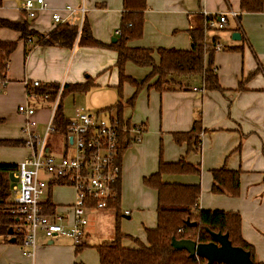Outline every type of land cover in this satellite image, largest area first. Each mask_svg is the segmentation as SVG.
<instances>
[{
	"label": "crops",
	"instance_id": "0c3cea01",
	"mask_svg": "<svg viewBox=\"0 0 264 264\" xmlns=\"http://www.w3.org/2000/svg\"><path fill=\"white\" fill-rule=\"evenodd\" d=\"M24 1L0 0V18L28 22L31 28L48 33L58 25L52 18L53 11L60 10L64 23L80 26L83 17V24L85 20L89 22L96 39L106 44L115 42V38L117 40L116 31L120 28L124 0H45L49 8L39 11L35 18L21 8ZM66 5H72L75 11L64 10ZM82 7H85L84 15ZM230 9L239 13L238 18L229 14L227 24L219 32L206 31L207 48L213 49L215 44L222 47L221 50L213 49L214 66L222 91L205 90L200 84L196 85L197 90L164 92L146 86L141 91L143 94L136 108L124 106V118H128L133 125L142 126L143 133L141 140L133 143L122 158L121 223H127L132 218L133 211L125 212L128 208L123 207L122 197L131 193L133 188L143 196L150 194V204L156 203L153 210L139 208L143 216V236H134L127 232L125 226L122 228V232L130 236L122 240L126 247L137 246L134 237L146 242V229L157 226L158 192L146 188L144 178L158 171L161 159L165 162L184 159L200 165L201 173H164L162 180L200 184L201 209L239 212L243 237L254 246L257 261L264 264V11L242 12L240 0H147L143 36L128 44L154 50L159 47L190 49L192 42L188 30L196 22L194 15L206 17ZM234 32H240L241 39H233ZM19 36L15 30L0 27V40H18ZM154 57L158 62L157 52ZM116 60L114 49L82 45H74L73 48L31 45L20 40L9 57L6 84L0 89V140L22 139L24 142L22 126L25 117L17 109L21 104L32 103L28 101L26 80L51 84L84 83L92 78L94 87L91 90L116 88L119 82ZM150 71V68L132 62L126 64L127 75L139 80ZM135 91L136 88L126 82L123 102ZM117 99L120 100L119 94ZM134 108L137 110L135 120ZM50 110V101L37 104L35 117L39 121V131H43ZM199 116L202 132L197 149L195 146L190 149L186 142H176L174 133L190 130ZM28 153L24 144L0 143V162L18 164ZM221 167L240 171L238 196L213 193L212 170ZM15 171L9 174L10 181L16 180ZM75 195L72 186L56 184L48 189L44 200L51 198L56 207L64 208L74 203ZM150 212L153 220H149ZM87 216L89 224L81 243L90 246L79 253H76L77 244L70 236L50 238L39 233L34 257L21 244L0 236V264H75L77 261L100 264L95 246L114 238L115 212L108 207L90 208ZM109 216L112 218L110 222ZM13 236L16 237L15 234Z\"/></svg>",
	"mask_w": 264,
	"mask_h": 264
},
{
	"label": "trees",
	"instance_id": "16d2710c",
	"mask_svg": "<svg viewBox=\"0 0 264 264\" xmlns=\"http://www.w3.org/2000/svg\"><path fill=\"white\" fill-rule=\"evenodd\" d=\"M1 5V2H0ZM147 0H124V12L120 24V34L117 40L106 44L96 39L91 25L85 20L79 34V26L69 23H60L48 33H42L31 28L28 22H16L0 18V27L9 28L19 33L18 40H0V78L7 79L9 57L16 49L20 40L28 44L34 43L44 46L58 45L73 48L74 45L92 46L114 49L117 52L115 66L119 72V82L116 86L120 100L112 106L102 109L103 112L114 113L124 127L131 129V122L124 118V106L134 107L139 93L147 86L159 92L192 89L196 85H203L205 90L222 91L218 74L214 66V51L206 46V24L208 17L195 14L196 22L188 30L191 37V48L176 49L159 47L156 50L146 47H132L128 43L138 40L144 33V11ZM240 9L245 13H258L264 11V0H240ZM159 55L157 62L154 53ZM132 62L140 67H148L150 73L142 80L136 79L126 73V64ZM129 83L136 88L133 95L123 102L124 84ZM60 83L42 84L33 88L37 95H50L53 99ZM94 87L92 78L84 83H65L61 101L57 107L54 122L57 126L55 134H63L69 123V118L63 111V98L68 93L89 92ZM202 132V119L197 117L190 130L174 133L176 142H186L189 148L200 145ZM121 148L119 160L123 158L126 150L135 142L137 137L131 131L121 135ZM3 144L23 145L22 139L0 140ZM18 169L17 163L0 162V236L10 239L9 230L13 229L17 243H23L24 234L20 231L22 219L13 214V202L10 197L9 174ZM164 173L172 174H200V165L181 159L176 162H165L161 159L156 173L145 177L144 184L157 190V226L146 229V242L134 237L136 247H126L122 240L129 235L121 228V180L115 184L117 197L108 202V208L115 212L114 238L96 245L100 264H205L206 260L191 255L184 248H178L175 240L191 239L197 243H209L217 234H227L234 246L243 248L250 253L254 264H263L256 259L255 248L246 241L242 234V216L239 212L224 210H208L200 208V184L168 183L162 180ZM213 193H228L232 196L240 194V171L221 167L212 170ZM61 185V182L57 183ZM44 212L52 214L55 205L51 198L44 201ZM195 225L187 223V220ZM130 237V236H129ZM89 244L76 245L79 253ZM75 264H84L77 261ZM213 264H226L214 262Z\"/></svg>",
	"mask_w": 264,
	"mask_h": 264
},
{
	"label": "built area",
	"instance_id": "2783aa9c",
	"mask_svg": "<svg viewBox=\"0 0 264 264\" xmlns=\"http://www.w3.org/2000/svg\"><path fill=\"white\" fill-rule=\"evenodd\" d=\"M21 8L31 18H35L39 11L49 7L45 0H25ZM63 9L75 11L72 5H66ZM81 11L84 15L85 7ZM229 14L235 18L239 16L233 9L217 15H206V29H223ZM52 18L56 24L64 23L60 10H54ZM82 25L83 17L79 34ZM116 33L120 34V29ZM213 49L221 50L222 47L215 44ZM5 84L6 81L0 78V89ZM64 84L60 83L56 96L50 99L49 94L37 95L33 92V88L42 85L40 81L26 80L28 101L32 103L21 104L17 109L25 117L22 132L24 146L29 153L18 163V169L14 172L16 198L12 200L11 212L22 219V247L32 257L36 253L39 233L50 238L70 236L76 244L82 242L89 224L88 209L106 208L108 202L117 197L114 186L122 175V159L119 160L121 135L126 131L133 134L135 132L138 142L143 133L142 126L131 124V129H128L112 113L104 112L103 115L77 108L75 117L69 118L67 129L60 136L63 138V151L60 154L54 151L51 144L57 129L54 118ZM193 89L197 90L198 87ZM49 101V117L44 123L43 131H39V121L35 117L37 104ZM59 182L75 189V201L69 207L59 208L55 205L54 213H45L44 197L48 189Z\"/></svg>",
	"mask_w": 264,
	"mask_h": 264
},
{
	"label": "rangeland",
	"instance_id": "374dc122",
	"mask_svg": "<svg viewBox=\"0 0 264 264\" xmlns=\"http://www.w3.org/2000/svg\"><path fill=\"white\" fill-rule=\"evenodd\" d=\"M221 29H210V32L212 31H220ZM143 92L139 93V96L137 98V102L135 103L134 107H137L138 99L140 98V95H142ZM118 94L116 88H96L91 90L90 92H83V93H68L63 98V111L65 115L73 119L75 117V112L77 108H84L85 110L91 112V113H97L98 110H101L105 107L115 105L118 102ZM146 103V101H144ZM141 107V104H140ZM133 108V107H131ZM133 109V112L135 113L133 115V120H135L136 116V109ZM140 109V108H139ZM101 114H105L104 112H100ZM115 115V112L112 113ZM146 129L148 127L146 126ZM60 134H55L53 137L51 144L54 146V151L58 152L59 154L63 151L62 144H63V138L60 137ZM14 184L16 185V181H10V197L9 200H15L16 198V192L14 190ZM145 185V184H144ZM146 186V185H145ZM146 188H149L146 186ZM137 193V194H136ZM138 195V197H137ZM122 203L124 208H128L127 210H132V218L127 223H121V228L124 229V226L128 229L127 232L131 233L134 236H143L144 231L141 226V221L143 220V216L140 213V209L142 208L145 211L150 210V208L155 209L156 203L153 202V204H150V194L143 196L140 194V192H137L136 188H133V191L129 194H125L122 197ZM110 216H109V222H110ZM112 220V218H111ZM149 220H153V214L150 212ZM112 224V222H111ZM57 243H60V241H57Z\"/></svg>",
	"mask_w": 264,
	"mask_h": 264
},
{
	"label": "water",
	"instance_id": "95a60500",
	"mask_svg": "<svg viewBox=\"0 0 264 264\" xmlns=\"http://www.w3.org/2000/svg\"><path fill=\"white\" fill-rule=\"evenodd\" d=\"M233 39H241L240 32L233 33ZM116 41V38L114 39ZM188 224L195 225L187 220ZM14 230H9L11 241L16 242L17 239L13 236ZM174 244L178 248H184L190 252L191 255L202 257L206 260L205 264H213L214 262H224L226 264H254L250 253L241 247L234 246L227 234H217L214 240L209 243H197L191 239L175 240Z\"/></svg>",
	"mask_w": 264,
	"mask_h": 264
}]
</instances>
